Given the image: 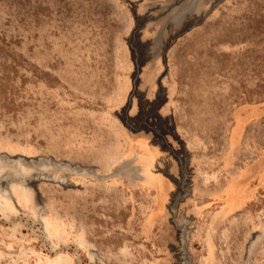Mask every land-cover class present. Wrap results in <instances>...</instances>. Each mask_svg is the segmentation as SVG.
<instances>
[{"label": "rangeland", "instance_id": "1", "mask_svg": "<svg viewBox=\"0 0 264 264\" xmlns=\"http://www.w3.org/2000/svg\"><path fill=\"white\" fill-rule=\"evenodd\" d=\"M0 264H264V0H0Z\"/></svg>", "mask_w": 264, "mask_h": 264}, {"label": "bare ground", "instance_id": "2", "mask_svg": "<svg viewBox=\"0 0 264 264\" xmlns=\"http://www.w3.org/2000/svg\"><path fill=\"white\" fill-rule=\"evenodd\" d=\"M129 170V169H128Z\"/></svg>", "mask_w": 264, "mask_h": 264}]
</instances>
